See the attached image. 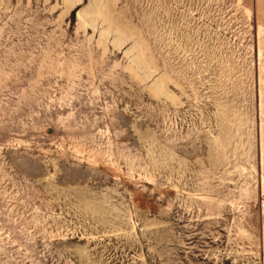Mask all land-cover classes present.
<instances>
[{
    "label": "rangeland",
    "instance_id": "obj_1",
    "mask_svg": "<svg viewBox=\"0 0 264 264\" xmlns=\"http://www.w3.org/2000/svg\"><path fill=\"white\" fill-rule=\"evenodd\" d=\"M0 264H264V0H0Z\"/></svg>",
    "mask_w": 264,
    "mask_h": 264
},
{
    "label": "bare ground",
    "instance_id": "obj_2",
    "mask_svg": "<svg viewBox=\"0 0 264 264\" xmlns=\"http://www.w3.org/2000/svg\"><path fill=\"white\" fill-rule=\"evenodd\" d=\"M76 2H80V0H76Z\"/></svg>",
    "mask_w": 264,
    "mask_h": 264
}]
</instances>
